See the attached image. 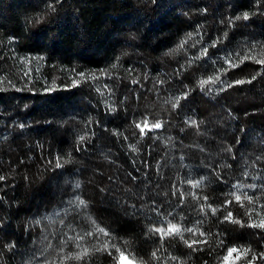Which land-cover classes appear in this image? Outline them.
<instances>
[{
    "label": "trees",
    "instance_id": "obj_1",
    "mask_svg": "<svg viewBox=\"0 0 264 264\" xmlns=\"http://www.w3.org/2000/svg\"><path fill=\"white\" fill-rule=\"evenodd\" d=\"M262 60L264 0H0V264H114L98 228L140 264H264Z\"/></svg>",
    "mask_w": 264,
    "mask_h": 264
},
{
    "label": "snow or ice",
    "instance_id": "obj_2",
    "mask_svg": "<svg viewBox=\"0 0 264 264\" xmlns=\"http://www.w3.org/2000/svg\"><path fill=\"white\" fill-rule=\"evenodd\" d=\"M239 17H237L238 19ZM244 19H247L248 18V15L245 14ZM183 46V45H181ZM214 46V45H213ZM207 50L205 49L204 50V53L206 54ZM249 57L248 56H245L244 59H248ZM226 62L228 63V66L229 67H235L236 64L232 62L231 58H227L226 59ZM242 62V61H241ZM258 63H264V60L262 61H257ZM253 79H255V77H253ZM215 80H219V76H216L215 77ZM213 78L212 77H209L207 80H201L200 81V85L201 87L203 88V86L205 84H209V83H213ZM245 81H236L235 83L237 84H240V83H244ZM248 82H251V81H248ZM179 103V98L176 99V103L173 104V107H176ZM192 124H195L196 122L195 121H191ZM137 128L140 129V133L141 135H143L145 133V130H149L151 131L152 129H160L161 128V123L160 122H156L152 125H149L148 121L145 119V121L143 122V124H137L136 125ZM85 139L84 136H81L80 137V140L83 141ZM60 166V163H59V158L57 159V167ZM0 179H3V177H0ZM191 183V182H190ZM202 183V181H196L195 183H192V186L193 187H198L200 184ZM235 187V186H234ZM248 187L252 188V189H255L257 186L256 185H248ZM230 195L234 196L235 200L237 202H241V195H238L236 193H230ZM243 197L244 199L248 200L249 203H252V197L248 196L247 193H244L243 194ZM183 198V195L182 197ZM205 199H207L205 197ZM75 203L78 205V206H81V207H86V202L83 201V200H80L79 198L76 199ZM230 203V201L228 202ZM210 207V206H209ZM203 210V209H202ZM213 211V214H215L216 212V209H212ZM224 220L228 221V222H232V223H240L239 220H233L232 219V213L231 212H228V214L223 218ZM248 226L250 227H259V228H264V218H262L259 223L257 222H252L251 224H249ZM98 232L102 233L104 236H108V232H106L104 229L102 228H98L97 229ZM151 232L153 233H159L160 234V238L161 240H163L166 236H171V235H181V228L176 225V224H173L171 222L168 223L167 227L164 228V227H154V228H151L150 229ZM184 231H193V229H184ZM201 235H204L203 233H201ZM181 238H182V235H181ZM185 243H188L187 241H185ZM193 243H197V241H192L191 243H188V246L189 247H192V244ZM11 247V246H10ZM109 247L108 243H104L103 245V248L102 249H96L97 251H100V250H107ZM113 247H115V245H113ZM116 251L119 252L120 254V258L121 260H123L125 258V253L120 251L119 248H116ZM238 250L236 248H229L228 249V252H229V255H231L232 253L234 252H237ZM247 251V250H245ZM88 255V249H84L81 253L79 254H76L75 256H70V257H67L68 259H81L83 256H86ZM156 253L154 252L153 253V256H155ZM261 258H264V253L261 254ZM256 259V256L253 255V260ZM118 264H120V261H118ZM249 264H252L251 261H249Z\"/></svg>",
    "mask_w": 264,
    "mask_h": 264
},
{
    "label": "rangeland",
    "instance_id": "obj_3",
    "mask_svg": "<svg viewBox=\"0 0 264 264\" xmlns=\"http://www.w3.org/2000/svg\"><path fill=\"white\" fill-rule=\"evenodd\" d=\"M96 234H97L96 238H102V237L105 238L104 241H106V243H108V245H110L111 247L113 245H115V247H112L113 252L115 253L114 264H118V261H120V264H140L138 262V260H136L131 254L128 253L129 251H131L130 248L129 247H124V245L122 244L121 241L117 240L116 238H114L110 234L108 236H104L100 232H97ZM80 243L81 244L83 243L82 240L80 241ZM100 243H101V241L98 244H100ZM98 244H97L96 247L100 246ZM116 248H119L120 251L125 253V258L123 260H121L120 254H119V252L116 251ZM108 249H109V247H108Z\"/></svg>",
    "mask_w": 264,
    "mask_h": 264
}]
</instances>
